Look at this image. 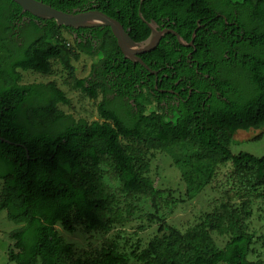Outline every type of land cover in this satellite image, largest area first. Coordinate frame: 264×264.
<instances>
[{"label":"trees","instance_id":"1","mask_svg":"<svg viewBox=\"0 0 264 264\" xmlns=\"http://www.w3.org/2000/svg\"><path fill=\"white\" fill-rule=\"evenodd\" d=\"M41 1L63 12L89 5L87 0ZM5 2L12 9L6 8L2 24L5 34L0 36V137L8 141L0 140V180L3 181L0 210L6 212L7 220L20 225L8 235L14 246L8 253L10 262L67 264L65 259L71 255L72 247L63 241L55 226L68 233L78 223L88 229L105 228V199L99 195L95 170L106 158L112 163L125 193L152 198L159 195L153 181L140 176L135 166L136 156L126 149L121 139L134 140L148 148L194 141L203 153L183 160L189 175L208 174L211 164L218 161L230 162L236 168L248 165L255 169L258 181L264 179V156L230 152L237 130L264 126V64L252 73L241 68L230 69L229 83L225 85L209 70L202 73V79L193 73H178L197 91L212 90L210 84H218L220 97L216 98V93L211 91V98L205 99L207 93L202 95L193 90L191 99H186V93L185 101L175 113L177 117L173 121L164 119L170 116L173 107L169 106L168 113L157 116L154 131L146 134L143 129L150 118L135 107L139 108L136 100L143 87L149 94L156 93L154 75L139 63L123 58L108 27L58 26L54 20L21 13V7L11 0ZM101 4L99 10L118 20L135 42L144 41L150 35L139 14L148 22L169 25L188 42L198 26L194 38H204L205 26H201L207 13L212 15L216 11L225 13L226 22L237 26L226 27L225 23V38L229 37V42L232 34L228 30L237 33V37L243 31L247 37L264 40V0H101ZM20 13L22 17H29L35 28L29 31L28 27V36L21 47L13 42L12 33ZM62 32L72 37L74 45H68ZM86 34L98 41L96 48L79 40ZM258 42L262 49L256 50L261 53L257 56H264V41ZM178 48L182 49L176 37L166 34L141 59L156 70L160 67L158 60L180 52ZM80 54L94 60L88 76L74 78L73 87L91 99L101 96L96 105L99 120L91 122L74 120L58 109V103L68 105L70 101L55 82H21L24 71L50 74L54 60L65 71L73 73L72 61ZM166 72L158 73L157 87L162 86L159 79ZM204 75L208 78L204 79ZM155 100L160 103L161 99ZM88 165L91 170L87 169ZM230 228L231 237L225 246L210 253L201 250L198 240L196 246L182 250L174 241H167L157 248L158 264H264L247 259L250 237L235 224ZM227 230L222 227L220 232ZM127 259L110 244L98 259L90 263L75 260L71 264H124Z\"/></svg>","mask_w":264,"mask_h":264},{"label":"rangeland","instance_id":"2","mask_svg":"<svg viewBox=\"0 0 264 264\" xmlns=\"http://www.w3.org/2000/svg\"><path fill=\"white\" fill-rule=\"evenodd\" d=\"M62 34L72 46V37L65 32ZM92 61V57L80 54L72 61L75 71L68 73L54 60L50 74L24 71L21 82L53 81L70 101L68 105L58 103V109L74 120H99L96 105L101 96L91 99L73 87L74 78L88 76ZM136 101L139 103L136 110L150 118L143 129L150 134L155 129L157 116L165 113L164 109L145 87ZM131 103L135 106L133 101ZM176 117L174 113L164 119L173 121ZM260 134V138H255ZM121 143L136 156L135 166L140 176L152 180L159 195L152 198L125 193L110 160H102L95 170V178L99 195L105 199V228L88 229L78 223L74 231L68 233L55 226L63 241L72 247L71 255L65 259L67 264L75 260L90 263L110 244L118 254L128 257L124 264H158L157 248L167 241H174L182 250L186 246H196L198 240L201 250L210 253L225 246L231 237V224L250 237L247 259L264 262V179H256L254 168L248 165L236 168L230 162L214 161L208 174L189 175L183 160L203 153L194 141L161 148H148L134 140L121 139ZM230 152L264 156V126L237 130ZM87 169L92 167L88 165ZM2 185L0 180V199ZM19 226L7 220L6 212L0 210V264H13L8 260V253L14 250L8 235ZM222 227L228 230L221 233Z\"/></svg>","mask_w":264,"mask_h":264},{"label":"flooded vegetation","instance_id":"3","mask_svg":"<svg viewBox=\"0 0 264 264\" xmlns=\"http://www.w3.org/2000/svg\"><path fill=\"white\" fill-rule=\"evenodd\" d=\"M86 2L89 3V5H84V8L81 10L79 8H75L73 9L72 12L78 13L89 10L101 11L99 10L100 7H102L101 0H87ZM6 8L8 10L12 9L11 5L5 2V0H0V36H4L5 34L4 27L2 26V24L4 23ZM72 12H68V13H72ZM21 13L23 12L21 11ZM21 13L17 14L16 20L14 21V23H16V26L14 27V31H12L13 42H16V44L19 47L22 46L23 40L26 39L29 31L35 29L31 25L32 20H30L29 17L27 16L22 17ZM208 14L209 13H207L206 15L207 19L205 23L201 26V27L205 26L204 29L206 33L204 38L202 37L200 39L194 38L196 30L199 29L198 26L193 32L190 41L186 42L180 39L184 45H181L176 38L177 43L182 47V49L178 48L176 50L180 52L176 51V53L170 55L169 57L166 56L163 57L160 61L158 60L157 65L160 66L158 69L153 70L151 67L147 65L148 66V70H147L142 66L147 71V73H151L152 75H154V81H155L154 89L156 93L151 92L152 94L151 93L150 94L155 99L158 98L161 99L160 105H162V107L164 108V112L168 113L169 106L173 107L172 109H170V116L176 113L177 108L180 106V103L185 101L184 97L186 93H187L186 99H191L192 97L191 94L193 90L197 91L196 89L191 88L189 86V83L185 81L186 79L181 74H180L181 76H179L178 73H182V74L190 73V75L193 73V75H195L196 77L199 76V79H202L200 78L202 77V73H204L205 70H209L215 73L219 81H222L223 84L225 85L229 83V77L227 73L229 72L230 69L241 68L245 72L249 71L252 73L254 71L257 72V69L262 67V65L264 64V56H260V55L257 56V54H261V53L256 51V50L261 51L262 47L259 45L258 41H264L263 39L257 41V39H252L251 37H247L243 31H241L240 33L238 32V37H237V33H234L232 30H228V33L232 34V38H231L232 42H229L230 38L229 37L228 39L225 38V23H226V27H231L234 25L237 28L235 23L226 22L225 13L221 11H216L212 15L210 14L208 15ZM199 21L200 20H197V23H199ZM33 23L36 24L37 21L34 20ZM28 27L31 28L29 29V31H28ZM155 30L162 33L158 44L166 34L174 35L173 33L167 32V30H173V29H171L169 25L165 26L164 23L160 25H157L155 23ZM81 36L82 38L79 40L84 45H88L89 43L93 47L95 48L97 47L98 41L96 39H91V36L89 34H86L84 36L81 35ZM88 40H91V42H89ZM158 44L156 46H158ZM68 45L70 46V44ZM257 46L258 48L256 49ZM235 47H237L238 50H236ZM147 53L149 52L143 53L139 55V57L141 58V56H145ZM141 60L143 61V59ZM133 64H135V62ZM163 71H167V72L163 73L161 75L162 77L159 79V83L162 86L157 87L156 82L158 80L157 78L158 73ZM207 78L208 76L204 75V79ZM211 80H213V77H211ZM195 81L198 82L196 78ZM197 85L200 86L199 82ZM210 85L213 88L212 90L207 89V90H203V92L197 91V93H201L202 95L204 93H207L205 99H210L212 93L211 91H214L216 93V98H219L220 97L219 85L214 83H211ZM110 98H112V96H110Z\"/></svg>","mask_w":264,"mask_h":264},{"label":"water","instance_id":"4","mask_svg":"<svg viewBox=\"0 0 264 264\" xmlns=\"http://www.w3.org/2000/svg\"><path fill=\"white\" fill-rule=\"evenodd\" d=\"M21 7L22 12H28L32 16L44 19L54 20L56 25L64 26L67 28H95V27H108L111 34L116 40V44L120 49L125 59L131 60L133 63H139L141 66L148 70V66L144 64L139 55L150 52L155 48L161 38V32L155 30V23L153 21L147 22L139 14L141 20L147 24L150 29L148 38L141 42H135L120 24V22L107 14L98 10H89L82 12H63L57 10L41 0H11ZM173 33L178 42H181L180 36L173 30H167ZM148 40V42H147ZM1 141L8 142L0 137Z\"/></svg>","mask_w":264,"mask_h":264}]
</instances>
